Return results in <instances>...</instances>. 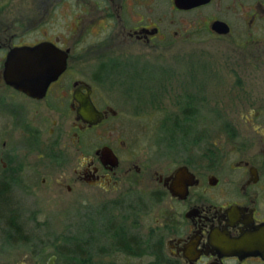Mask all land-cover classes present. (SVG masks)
<instances>
[{
  "label": "flooded vegetation",
  "instance_id": "flooded-vegetation-1",
  "mask_svg": "<svg viewBox=\"0 0 264 264\" xmlns=\"http://www.w3.org/2000/svg\"><path fill=\"white\" fill-rule=\"evenodd\" d=\"M13 1L0 0V15ZM18 1L13 10L20 16L8 21L0 17V118L13 129L12 145L2 141L0 148V214L17 217L3 206L9 200V186L16 181L19 184L23 176L24 183L30 181L33 153L38 160L45 157L61 169L75 160L74 183L115 193L120 197L115 201L127 208L119 218L126 240L109 238L108 256L120 253L125 264L129 258L141 261L136 264H264V45L239 55L243 61L234 72L237 98L227 104L235 106L233 109L237 105L249 108L235 118L228 113L230 109L221 115L232 147H202L200 154L175 160L165 170L139 161L138 151L128 153V141L121 131L107 124L119 113L104 91L111 90L112 84L105 80L113 73L121 72L124 79L133 81L141 69L134 65L143 53L129 48L157 47L162 35L160 10L193 12L211 6L246 10L251 13L242 19L247 37L244 43L249 44L254 27L264 26V0H45L41 7L38 0ZM216 21L225 23L228 32L213 30ZM202 24L219 37L232 33V23L225 17H207ZM44 43L51 44L57 53L42 52L35 62L49 63L46 56L63 55L66 59L64 70L44 92L34 95L7 83L4 64L8 54ZM24 56L25 62L33 61L32 55ZM82 58L87 64L81 70L78 63ZM89 58H94L92 65ZM115 58L123 59V64H116ZM85 72L91 79L80 76ZM154 79L150 84L160 87L161 75ZM259 79L262 92L252 97L250 82ZM147 84L143 92L151 96L153 91H148L151 87ZM124 85V95L138 89L131 81ZM86 100L101 113L96 123L84 121L78 113ZM191 104L193 113L182 111L168 117L173 118L174 130L190 126V122L192 125L198 117L199 103ZM238 120L245 125H238ZM203 135L201 130L199 138ZM42 166L36 164L37 168ZM66 189L71 190V186L66 185ZM161 204L165 209L155 210L154 225L142 231L153 207ZM90 260L97 263L93 257ZM104 264L117 263L110 259Z\"/></svg>",
  "mask_w": 264,
  "mask_h": 264
},
{
  "label": "rangeland",
  "instance_id": "rangeland-1",
  "mask_svg": "<svg viewBox=\"0 0 264 264\" xmlns=\"http://www.w3.org/2000/svg\"><path fill=\"white\" fill-rule=\"evenodd\" d=\"M17 2L19 1L14 0L10 4L0 15L1 19L8 21L20 16L13 10V7H17ZM25 2L32 3V0ZM44 3L45 0H38L40 7ZM250 13L242 9L214 6L193 12L172 11L166 8L159 11L162 35L161 41H156L157 47L129 48L143 53L134 65L141 69L133 75V81L124 79L121 72H115L110 79L105 80L112 84L111 90H104L107 91L108 102L119 113L116 119L107 124L121 131L120 135L128 141V153L138 151L139 161L150 162L152 166L165 170L172 166L175 160L200 154L202 147L214 148L220 144L225 149L232 147L233 143L226 137L223 126L226 122L222 121L221 115L226 113L225 109H230L228 113L235 118L238 113H245L249 108L246 106L240 109L237 105L236 109H233L235 106L228 105L237 98L234 96V72L238 62L243 61L239 55L240 52L245 54V50L254 51L264 45V26L259 25L254 27V35L250 39L253 41L244 43L247 37L244 34L242 19L250 17ZM213 16L225 17L231 21L230 36H216L202 24L204 18ZM88 61L92 65L94 58H89ZM114 61L116 64H123V59L115 58ZM86 64L87 59L83 58L78 63L81 70ZM119 70L120 68L117 69ZM156 74L161 75L160 82L163 83L160 87L150 84L155 81ZM80 76L88 80L91 75L85 72ZM129 81L136 83L138 89L140 86L142 88L134 89L130 95H124V84ZM254 81L255 84L250 82L251 87L248 89L252 97H256L263 88L262 79ZM115 83L119 85L115 86ZM144 83H148L146 86L151 87L148 91L152 90L153 95L148 96L146 91L143 92ZM101 90L103 91L102 88ZM159 96L160 99H157ZM197 102V120H193L192 125L190 122V126L184 125L174 130L173 118L168 117L182 111L193 113L194 107L190 103ZM201 102L203 107L200 106ZM236 123L245 125L239 120ZM201 130L204 131L202 139L199 138ZM12 132L10 122L0 118V148L2 141H6L8 146L12 145ZM44 136L46 137L47 133H44ZM119 151L123 155L127 152L122 149ZM38 159L40 158L37 153H33L30 181L24 183L23 176L19 184L16 181V185L9 186V200L3 206L5 211L11 210L9 215L12 212L17 216L14 222L22 226V235H28L29 240L25 242V239L21 238L11 244L5 233L10 219L6 215L8 212L0 214V264H48L51 256L54 257L53 264H66L68 260L63 253L70 252V237H75L80 242L94 237L93 260L106 263L111 259L113 263L125 264V259L120 253L107 255L110 250L108 241L99 233V229L106 223L104 217L108 218L104 215L110 213L103 207L110 206L117 217L115 220H120L119 214H122L123 209L112 203L120 197L97 187L74 183L75 160L61 169L60 166L50 165L45 157ZM36 164L38 167L46 165L37 168ZM66 185H70L71 190H67ZM153 208L140 228L142 231H147L148 226L154 225L155 210H164L165 205ZM90 228L95 230H89ZM65 245L66 248H62ZM140 262L129 258L128 264Z\"/></svg>",
  "mask_w": 264,
  "mask_h": 264
},
{
  "label": "water",
  "instance_id": "water-1",
  "mask_svg": "<svg viewBox=\"0 0 264 264\" xmlns=\"http://www.w3.org/2000/svg\"><path fill=\"white\" fill-rule=\"evenodd\" d=\"M211 27L217 33L224 34L228 32V27L223 22L216 21ZM46 51L49 54L57 53L56 48L48 43L32 48L26 47L12 50L8 54L4 64L5 81L9 84H17L19 88L34 95L36 91L42 90L44 92L48 83L54 80L64 70L66 65V59L63 55L59 57L46 56L49 59V63L35 62L36 55L40 56L42 52ZM27 53L28 55H32V62H25L23 60L24 55H27ZM78 113L88 123H96L101 119V113L88 100L82 102ZM53 259L54 257L51 256L48 264H53Z\"/></svg>",
  "mask_w": 264,
  "mask_h": 264
},
{
  "label": "trees",
  "instance_id": "trees-1",
  "mask_svg": "<svg viewBox=\"0 0 264 264\" xmlns=\"http://www.w3.org/2000/svg\"><path fill=\"white\" fill-rule=\"evenodd\" d=\"M112 203H115L114 205L118 204L117 206L121 209H127L122 202L119 201H112ZM113 205V206H114ZM116 206V207H117ZM103 209L107 210V212H110L109 214H106L104 217L106 218V223H104L103 228L99 229L100 235L104 236L105 239L108 241L109 238H111L113 241L121 242L126 240L125 233L123 232V224L120 220H115L117 217L113 213L112 208L110 206L103 207ZM119 216H122V214H119ZM16 217H10L9 221L7 222V230L5 231L6 237L12 242H18L19 239L23 238L25 239V242H28L29 238L28 235L23 236L22 235V226L19 224H16L14 222V219ZM91 223V222H90ZM89 230H95V228H90ZM94 237H88L85 240H82V242L77 241L75 237H70V248L68 249L70 252L63 253L64 257L68 260L66 264H91L90 258L93 257V250H92V241ZM72 241V242H71ZM71 242V243H70ZM14 243V244H15ZM67 245H65L62 248H66ZM132 249H130L131 251ZM61 253V252H60ZM96 264H104L101 262H97Z\"/></svg>",
  "mask_w": 264,
  "mask_h": 264
}]
</instances>
